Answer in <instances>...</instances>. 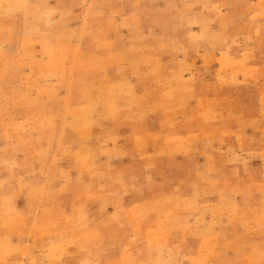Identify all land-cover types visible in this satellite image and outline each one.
<instances>
[{"label": "rangeland", "instance_id": "rangeland-1", "mask_svg": "<svg viewBox=\"0 0 264 264\" xmlns=\"http://www.w3.org/2000/svg\"><path fill=\"white\" fill-rule=\"evenodd\" d=\"M264 264V0H0V264Z\"/></svg>", "mask_w": 264, "mask_h": 264}, {"label": "bare ground", "instance_id": "bare-ground-1", "mask_svg": "<svg viewBox=\"0 0 264 264\" xmlns=\"http://www.w3.org/2000/svg\"><path fill=\"white\" fill-rule=\"evenodd\" d=\"M162 264V263H161Z\"/></svg>", "mask_w": 264, "mask_h": 264}]
</instances>
